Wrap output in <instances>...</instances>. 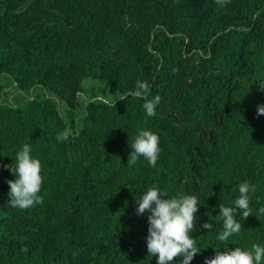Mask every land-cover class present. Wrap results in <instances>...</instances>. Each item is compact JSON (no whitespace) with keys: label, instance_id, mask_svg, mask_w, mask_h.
<instances>
[{"label":"trees","instance_id":"obj_1","mask_svg":"<svg viewBox=\"0 0 264 264\" xmlns=\"http://www.w3.org/2000/svg\"><path fill=\"white\" fill-rule=\"evenodd\" d=\"M4 77L31 95L0 101V264H157L136 203L152 186L198 198L191 264L264 247V0H0ZM88 79L113 99L82 102ZM137 81L161 97L154 116L144 99L117 100ZM141 130L159 137L155 167L127 164ZM24 144L43 203L22 210L7 204L16 176L4 165ZM243 182L253 215L221 242L218 205L234 207Z\"/></svg>","mask_w":264,"mask_h":264},{"label":"clouds","instance_id":"obj_2","mask_svg":"<svg viewBox=\"0 0 264 264\" xmlns=\"http://www.w3.org/2000/svg\"><path fill=\"white\" fill-rule=\"evenodd\" d=\"M225 2L226 0H216L219 5ZM260 86L264 89V84ZM149 91L148 82L137 81L134 90L120 95L117 100L127 101L129 96L144 99V110L148 116H154L161 97L157 95L149 100L147 99ZM105 103L110 102L105 101ZM257 115H264V105L258 106ZM71 135H73L72 130L65 129L57 134V140L67 141ZM130 148L132 151L127 161L129 166L134 165L139 157L147 160L151 167L156 166L160 146L159 137L153 131L141 130L130 144ZM4 167L9 168L16 176L14 180L8 181L7 204L10 207L23 210L43 203V198L39 195L43 184L41 162L32 157L28 144H24L22 150L16 153L11 165ZM250 191L254 192L255 187L243 182L239 186V196L235 200L234 207L222 203L218 205L219 215L223 221V231L218 236L219 241H227L230 236L240 232L242 225L235 218L237 215H241L244 220L253 215L249 206ZM136 203L137 215L148 213L149 228L146 236L148 256L157 257V264H170L178 257L182 258L180 264H191L196 254L201 252L191 235L199 210L198 198L195 195L173 198L167 192L152 186L137 196ZM259 212L264 213V207L260 208ZM211 228L212 224L208 221L201 224V229L211 230ZM262 258H264V247L253 244L251 250L240 247L228 250L216 249L214 257L205 258V264H261Z\"/></svg>","mask_w":264,"mask_h":264},{"label":"rangeland","instance_id":"obj_3","mask_svg":"<svg viewBox=\"0 0 264 264\" xmlns=\"http://www.w3.org/2000/svg\"><path fill=\"white\" fill-rule=\"evenodd\" d=\"M97 98L113 99V96L108 92V88L106 87V84H103L100 81L94 79L86 80L82 85L81 101L88 102L92 99H97ZM21 101H25V100H21ZM82 111L83 108L81 105H79L78 112L82 113Z\"/></svg>","mask_w":264,"mask_h":264},{"label":"crops","instance_id":"obj_4","mask_svg":"<svg viewBox=\"0 0 264 264\" xmlns=\"http://www.w3.org/2000/svg\"><path fill=\"white\" fill-rule=\"evenodd\" d=\"M31 95L30 91H20L14 86L13 81L10 77H4L0 79V101H21L27 100L28 96Z\"/></svg>","mask_w":264,"mask_h":264}]
</instances>
